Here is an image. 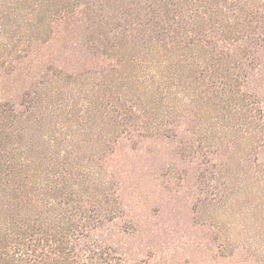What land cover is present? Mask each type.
<instances>
[{
    "label": "trees",
    "instance_id": "16d2710c",
    "mask_svg": "<svg viewBox=\"0 0 264 264\" xmlns=\"http://www.w3.org/2000/svg\"><path fill=\"white\" fill-rule=\"evenodd\" d=\"M0 264H264V0H0Z\"/></svg>",
    "mask_w": 264,
    "mask_h": 264
}]
</instances>
